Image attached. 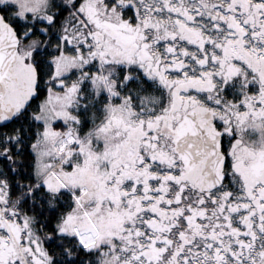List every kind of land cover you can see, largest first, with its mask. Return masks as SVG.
<instances>
[{
	"label": "snow or ice",
	"instance_id": "1",
	"mask_svg": "<svg viewBox=\"0 0 264 264\" xmlns=\"http://www.w3.org/2000/svg\"><path fill=\"white\" fill-rule=\"evenodd\" d=\"M0 264H264V0H0Z\"/></svg>",
	"mask_w": 264,
	"mask_h": 264
}]
</instances>
